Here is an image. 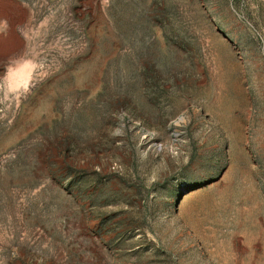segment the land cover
<instances>
[{"label": "rangeland", "instance_id": "obj_1", "mask_svg": "<svg viewBox=\"0 0 264 264\" xmlns=\"http://www.w3.org/2000/svg\"><path fill=\"white\" fill-rule=\"evenodd\" d=\"M0 264H264V0H0Z\"/></svg>", "mask_w": 264, "mask_h": 264}]
</instances>
